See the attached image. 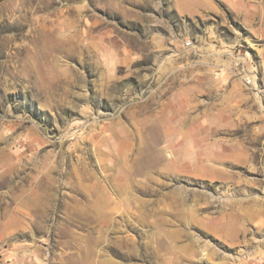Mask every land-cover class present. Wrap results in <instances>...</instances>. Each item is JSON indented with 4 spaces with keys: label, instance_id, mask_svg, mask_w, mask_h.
<instances>
[{
    "label": "rangeland",
    "instance_id": "obj_1",
    "mask_svg": "<svg viewBox=\"0 0 264 264\" xmlns=\"http://www.w3.org/2000/svg\"><path fill=\"white\" fill-rule=\"evenodd\" d=\"M0 264H264V0H0Z\"/></svg>",
    "mask_w": 264,
    "mask_h": 264
}]
</instances>
